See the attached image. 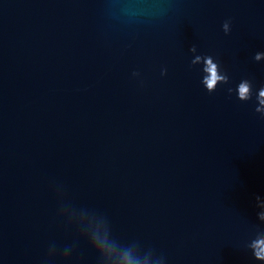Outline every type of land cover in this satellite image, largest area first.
<instances>
[{
	"label": "water",
	"instance_id": "95a60500",
	"mask_svg": "<svg viewBox=\"0 0 264 264\" xmlns=\"http://www.w3.org/2000/svg\"><path fill=\"white\" fill-rule=\"evenodd\" d=\"M262 88L264 0H0V264H264Z\"/></svg>",
	"mask_w": 264,
	"mask_h": 264
},
{
	"label": "clouds",
	"instance_id": "9594fccd",
	"mask_svg": "<svg viewBox=\"0 0 264 264\" xmlns=\"http://www.w3.org/2000/svg\"><path fill=\"white\" fill-rule=\"evenodd\" d=\"M256 59H260V56L257 55ZM199 60V57L197 58ZM204 72L208 75L203 77V83L206 85L208 90H213L216 87L217 81H222L225 77L217 74V66L212 62V59L209 57L206 60V66L203 69ZM239 98L247 99L249 94V84L247 82H242L238 86ZM260 103L264 104V88L260 90ZM105 245L115 246L109 241H104ZM258 258L264 259V241L259 242V251L256 253ZM125 262L124 264H138V261H134L133 258L125 251Z\"/></svg>",
	"mask_w": 264,
	"mask_h": 264
}]
</instances>
